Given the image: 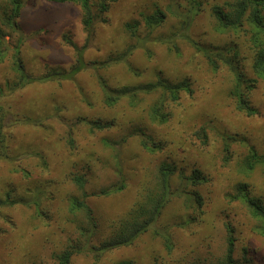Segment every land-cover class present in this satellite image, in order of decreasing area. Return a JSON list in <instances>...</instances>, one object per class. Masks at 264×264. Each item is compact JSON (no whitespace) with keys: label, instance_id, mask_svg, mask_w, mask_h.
Returning <instances> with one entry per match:
<instances>
[{"label":"rangeland","instance_id":"1","mask_svg":"<svg viewBox=\"0 0 264 264\" xmlns=\"http://www.w3.org/2000/svg\"><path fill=\"white\" fill-rule=\"evenodd\" d=\"M21 1L18 27L13 31L2 25L9 51L0 61V200L10 192L13 200L30 202L37 198L38 189L43 192L39 198L43 214L21 203L0 208V264H59V257L72 246L99 247L145 202L162 164L175 171L173 191L182 177L200 174V179H206L188 187L200 196L201 206L174 198L162 213L157 226L171 227L173 250L168 252L164 242L149 232L132 246L107 251L100 259L90 252L74 254L70 264H222L230 229L235 264H264V236L257 232L261 223L246 204L232 199L236 187L244 184L249 195L264 204V168L245 169L251 147L264 154V80L253 72L251 35L246 31L218 33L212 16L215 6L233 0L111 2L105 22L94 25L84 57L89 64L101 63L132 47L126 63L100 70L89 67L74 80L15 89L18 76L12 65L13 50L19 43L27 73L42 77L50 70L70 71L76 63V51L65 36L78 48L89 38L80 5ZM192 2L201 3V9L189 37L207 51L224 46L232 49L229 56L249 81L244 94L256 111L254 116L239 110L228 67L219 64L214 70L205 54L188 41L176 40L179 55L160 41L180 29V20L168 9L185 12ZM6 8V0H0V17ZM158 12L166 15L165 21L150 33L146 19ZM136 23L140 40L131 37L127 28ZM158 75L172 82H190L191 92L182 93L177 102L166 101V122L151 118L150 108L161 98L160 92L140 96L135 106L126 100L112 107L105 104L99 76L109 88L118 89L155 82ZM87 121L107 123L108 128L92 131ZM143 134L160 148L148 152L141 144ZM226 135L239 141L231 146L228 162L220 142ZM119 163L126 188L109 196L98 195L120 181ZM76 175L87 179V203L93 213L90 226L81 213H70L72 199H80L73 180ZM189 218H194L189 226H177ZM81 228L87 230L84 236Z\"/></svg>","mask_w":264,"mask_h":264},{"label":"trees","instance_id":"2","mask_svg":"<svg viewBox=\"0 0 264 264\" xmlns=\"http://www.w3.org/2000/svg\"><path fill=\"white\" fill-rule=\"evenodd\" d=\"M57 4H78L81 6L84 16L83 24L89 33V38L86 44L78 48L73 43V41L65 36V42L73 47L76 51V63L72 66L70 71L53 70L48 72L42 77L31 76L26 71V67L21 58V53L17 49L20 46H16L13 50V69L18 76V81L15 85V89H23L27 85H32L35 83H47V82H59L74 80L75 77L82 71L91 67L92 69L100 70L110 67L113 64L126 63V58L132 53V47L128 48L125 53L117 57H109L107 60L101 63L89 64L85 61V51L90 43L93 33L94 25L96 22H105L104 15L109 10L111 2H116V0H97L93 4V0H48ZM7 8L2 10L0 17V61H3L6 54L9 51V47L4 45V32L2 30V25H6L12 28L14 31L18 27L17 20L21 16L22 11V1L21 0H6ZM201 9V3L192 2L191 6L187 11L181 12L178 9L172 10L170 7L168 11L180 20V29L174 32L168 38L160 39L168 46L171 45L173 52L176 55L180 54V48L177 44V39L185 40L191 43L198 51H202L208 59V63L212 66L214 70L219 69V64L228 67L230 73L234 79V85L232 87V94L234 95L239 110L245 112L248 116H254L256 114L255 109L247 102L245 97L244 89L248 87L249 81L245 79L244 73L240 70L237 63L229 56L232 49L221 47L220 50L207 51L206 48L198 46L197 43L193 42L189 37V31L192 23L196 19L198 13ZM212 16L216 22V32L218 33H240L241 31L247 32L251 35L250 42L254 51L253 60V72L254 74L264 80V0H233L230 3H225L224 6H215L212 10ZM164 17L166 15L162 12H158L155 15L148 17L146 19L147 30L151 33L157 28H159L165 21ZM127 24V28L130 30L131 37L140 40L137 35L138 25ZM197 44V45H196ZM130 67V65H127ZM100 68V69H99ZM99 85L103 90L104 101L107 106H115L119 102L126 100L132 106L137 105L142 95H154L161 93V98L154 102V105L150 108L151 118L157 122H166L167 115L164 113L166 106V101L177 102L180 99L182 93L191 92L190 82L188 80H183L179 82H172L162 76H157V80L152 83L138 85L135 87H121L118 89L109 88L105 83V80L99 76ZM158 119V120H155ZM90 129L93 130H104L108 128V124H103L100 121H87L86 122ZM144 137V138H143ZM143 140L141 144L144 148L151 153H154L156 149L160 147L158 145L152 144V139L150 136H145L143 134ZM70 144H73V140H69ZM221 145L225 153L224 161L228 162L230 160L229 151L233 144H237L239 141L231 136L226 135L222 137ZM151 144V145H149ZM108 146L114 147V144L107 142ZM119 154H117V158ZM264 168V154H260L254 147L249 149V155L245 163V169L247 172H252L256 167ZM117 173L119 175L120 181L118 184L112 187H106L100 190L98 195L109 196L112 193L121 192L126 188V178L124 176L121 163L118 165ZM175 171L171 169L167 164H162L157 172V182L155 186L149 187L147 193L145 194V202L138 205L132 210V215L130 218L121 225L120 230L117 231L115 236L109 240H105L97 248L88 247L87 243L83 245L72 246L70 251L65 252L59 257V264H70L71 257L74 254H82L84 252H90L95 255L96 259L100 257L107 251H112L121 247L132 246L140 236L152 232L156 237L160 238L165 245L168 252H171L174 248V242L171 235V227H158L157 224L165 210L167 204L174 198H184L187 205L192 206L194 201L201 206L200 196L188 190L189 183L193 185L197 183L205 182V178H199V172L196 177L187 179L185 177L181 178L180 186L176 190H172L171 179ZM74 183L80 193L79 198H73L70 206V213L77 214L81 213L85 220L90 226L93 222V213L91 207L87 203L88 195L86 193V183L87 179L84 175L74 176ZM244 184H240L236 187V196H233V200L242 201L246 204L250 214L256 220L261 223L259 227L260 230L257 232L264 236V204L260 200H256L249 195V192ZM146 192V190H145ZM41 190L36 191L35 196L38 198H33L30 202L25 200H13L11 198V193L8 192L5 200H0V208L10 207L21 203L25 206H35L37 209V214H43L40 210L41 203L39 198L41 195ZM194 221V218H189L183 223L177 224L181 228L189 226ZM83 236L87 233L86 228H81ZM233 230H229L230 236L227 240V249L225 254V261L222 264H235L234 252H235V240L232 235ZM120 264H134L133 262L124 261Z\"/></svg>","mask_w":264,"mask_h":264}]
</instances>
